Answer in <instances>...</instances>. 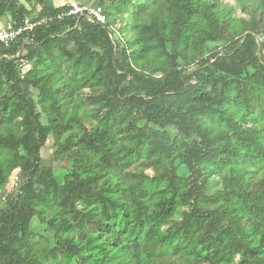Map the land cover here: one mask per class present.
<instances>
[{
    "label": "trees",
    "instance_id": "trees-1",
    "mask_svg": "<svg viewBox=\"0 0 264 264\" xmlns=\"http://www.w3.org/2000/svg\"><path fill=\"white\" fill-rule=\"evenodd\" d=\"M96 6L0 0V264H264V0Z\"/></svg>",
    "mask_w": 264,
    "mask_h": 264
},
{
    "label": "rangeland",
    "instance_id": "rangeland-1",
    "mask_svg": "<svg viewBox=\"0 0 264 264\" xmlns=\"http://www.w3.org/2000/svg\"><path fill=\"white\" fill-rule=\"evenodd\" d=\"M100 0H53L54 4L56 6H63V5H70L73 3H78V4H84L86 6L89 7H95ZM225 8H230V7H235V4H233L230 1H225L222 4ZM241 10L238 9L237 13L235 14V16L239 17L241 16ZM35 16V15H34ZM33 16V17H34ZM8 18L5 19V21H7ZM60 69L62 70V73L64 74V76L66 78H68L70 80V82L73 83L74 86L78 87V89H87L89 87V85L87 83H85L83 80H79V78H77V75H75L72 71V67L70 66L69 62H61L60 64ZM91 112V109L89 107H86V110L84 112H82L80 114L81 120L83 121V123L87 126V128L89 130H93L95 128H97V123L96 121L89 115ZM154 145V141H148L147 143V147L145 149V153H147V151ZM56 150L54 148V144L52 140H49L48 143L46 144V147L44 148V150L42 151V164L44 167L47 168H56L57 167V162L54 159V154H55ZM10 155L8 154H4L3 158L4 159H8ZM60 165H58L59 167ZM230 172V169H223L219 172L218 174V179L220 180L223 176L228 175ZM15 178L13 176V178H11L10 181V186L2 193H0V197L1 196H5L8 195L11 188L15 185ZM14 184V185H13ZM127 191V187L123 186L122 190L118 193H114L112 194V197L115 198L116 200H122V198L125 196ZM4 194V195H3ZM5 198V197H4ZM36 208L37 209H48V207H46L43 204L40 203H36ZM75 232H72L69 236L68 239H70L71 241H75ZM133 238V237H132ZM194 255L197 256H202V254L200 252H194ZM202 258L205 260V257L202 256ZM207 261V260H206ZM205 261V262H206Z\"/></svg>",
    "mask_w": 264,
    "mask_h": 264
},
{
    "label": "built area",
    "instance_id": "built-area-1",
    "mask_svg": "<svg viewBox=\"0 0 264 264\" xmlns=\"http://www.w3.org/2000/svg\"><path fill=\"white\" fill-rule=\"evenodd\" d=\"M68 7V12L66 14L61 15L59 18H62L63 16L80 18L84 17L87 20L97 24H106L107 22L106 17L100 7H89L84 4L78 3L70 4L68 5ZM46 22V19H42L41 21L26 20L23 26L17 29L16 31L11 25H7L6 28L0 29V42L5 45H8L12 40H14L23 32L32 31L33 28H35L38 24H45Z\"/></svg>",
    "mask_w": 264,
    "mask_h": 264
},
{
    "label": "crops",
    "instance_id": "crops-1",
    "mask_svg": "<svg viewBox=\"0 0 264 264\" xmlns=\"http://www.w3.org/2000/svg\"><path fill=\"white\" fill-rule=\"evenodd\" d=\"M8 21H2L0 22V28L6 27L5 24H7Z\"/></svg>",
    "mask_w": 264,
    "mask_h": 264
}]
</instances>
